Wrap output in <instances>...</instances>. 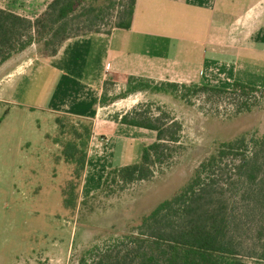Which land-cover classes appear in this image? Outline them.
Instances as JSON below:
<instances>
[{
	"label": "rangeland",
	"instance_id": "374dc122",
	"mask_svg": "<svg viewBox=\"0 0 264 264\" xmlns=\"http://www.w3.org/2000/svg\"><path fill=\"white\" fill-rule=\"evenodd\" d=\"M126 1L87 0L85 4L106 8L101 29L107 31ZM257 50L262 61L255 67L251 85L264 87V35L259 37ZM114 84L108 85L109 97L117 96L115 101H120L125 90ZM183 93L170 94L166 103L159 104L144 92H136L132 98L138 94L139 103L131 110L133 103L128 101L108 109L118 115L139 107L142 112L181 122V141L171 144L173 158L153 178L125 187L110 182L104 188L110 170L139 162L145 145L156 139L155 131L143 134L127 127L117 134L125 137L122 143H113L108 149L111 152L106 150L86 168L74 190L72 207L66 206L64 191L75 166L66 161L63 145L75 140L77 132L82 134L90 121L69 115L46 119L21 108H11L7 114L9 108L0 104V264H78L85 250L128 233L157 205L183 189L221 143L264 135V92L251 98L255 102L251 111L239 114L225 94L193 89L187 90L185 97ZM105 133L98 130L96 136L102 152L110 143ZM230 167L225 170L227 179L232 175ZM232 205L241 218L243 201ZM249 227L244 226L245 243L255 234ZM245 258L250 264H264L257 257Z\"/></svg>",
	"mask_w": 264,
	"mask_h": 264
},
{
	"label": "trees",
	"instance_id": "16d2710c",
	"mask_svg": "<svg viewBox=\"0 0 264 264\" xmlns=\"http://www.w3.org/2000/svg\"><path fill=\"white\" fill-rule=\"evenodd\" d=\"M86 1L52 0L35 20L0 7V65L32 43L40 45L45 53L55 54L71 37L104 31L101 22L106 8L87 5ZM136 3L137 0L122 3L112 28L107 31L130 28ZM108 85L106 82L104 104L114 102L117 97L108 96ZM191 89L225 94L236 114L251 111L255 105L251 98L264 92L262 88L240 81L231 89H222L130 76L123 96L151 91L184 92L185 97L186 91ZM164 118L142 112L139 107L121 116L124 124L155 131L156 139L145 145L139 162L110 170L104 188L109 187L110 182L125 187L129 183L149 180L169 163L174 156L171 144L180 143L183 124ZM92 128L90 122L82 134H75V140L63 145L66 161L75 166L73 179L64 191L67 207L74 206L76 201L74 190L86 168V149ZM228 167L232 175L227 179L225 170ZM233 188L236 191H232ZM235 201H243L239 209L241 218L231 207L238 203ZM246 224L255 234L245 243L242 235ZM245 255L264 261V135L221 143L196 168L183 189L157 205L128 233L85 250L78 264H250Z\"/></svg>",
	"mask_w": 264,
	"mask_h": 264
},
{
	"label": "crops",
	"instance_id": "0c3cea01",
	"mask_svg": "<svg viewBox=\"0 0 264 264\" xmlns=\"http://www.w3.org/2000/svg\"><path fill=\"white\" fill-rule=\"evenodd\" d=\"M51 1L0 0V7L35 20ZM262 35L264 0H137L130 28L71 37L55 54L32 43L12 55L0 65V104L9 108L7 114L21 108L46 119L69 115L92 122L88 168L113 143H122L119 132L134 127L120 119L139 103L138 94L104 104L106 82L124 90L130 76L224 89L236 81L251 85L262 61L257 50ZM142 92L159 104L171 97ZM124 101L133 105L116 119L108 109ZM135 128L143 134L152 131ZM98 130L110 138L103 152Z\"/></svg>",
	"mask_w": 264,
	"mask_h": 264
}]
</instances>
